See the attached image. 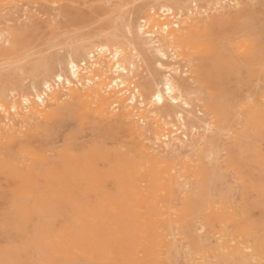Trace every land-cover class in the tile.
I'll return each instance as SVG.
<instances>
[{"label": "rangeland", "instance_id": "374dc122", "mask_svg": "<svg viewBox=\"0 0 264 264\" xmlns=\"http://www.w3.org/2000/svg\"><path fill=\"white\" fill-rule=\"evenodd\" d=\"M152 13L166 17L176 13L184 29L182 47L185 38H190L197 49L184 57L165 51L160 33L150 35V26H145ZM253 32L257 34L254 40L264 45V0H0V158L34 173L32 183H27L12 176L8 167L0 168V264H40V251L49 262L62 263L40 243V233L64 227L72 219L73 205L95 204L101 190L116 196L109 171L120 151L132 152L137 145L124 117L127 104L142 112L147 106L143 99L171 80L179 99L158 106L156 113L174 115L167 120L173 122V136H182L181 144L189 138L179 129L181 123L175 122L179 114L184 130L194 127L195 132L204 133L209 121L208 98L200 76L232 92L231 83L221 78L217 49L225 45L230 56L247 61L236 46ZM103 46L110 51L100 53ZM116 50L121 52L119 68L111 69L107 62ZM72 63L80 68L79 78L72 75ZM58 76H62V84ZM103 81L112 83L110 91L117 101L131 95L127 90L131 87L134 102H112L101 117L85 111L70 94L73 87L84 92ZM46 84L51 89L42 111L35 114L32 104L40 105L37 94ZM250 90L264 108V80L244 90L240 100ZM154 107L149 105L147 110ZM4 110L8 113L3 114ZM236 118L241 122L243 116L237 112ZM231 145V136L225 135L222 148ZM225 154L223 151L221 156ZM219 162L215 188L237 191L235 176L227 174L224 159ZM89 166L99 173L100 183L93 188L84 187L79 180ZM234 194L232 206L239 211L242 202ZM251 215L257 224L264 222V209L252 208ZM232 228L218 225L215 232L208 228L198 232L211 251L209 262L219 258L228 264L221 249ZM255 234L264 238V232ZM181 245L183 256L178 259L170 243H99L74 248L95 254L98 264H191L190 245ZM232 245L239 251L232 263L261 264L253 239H234Z\"/></svg>", "mask_w": 264, "mask_h": 264}, {"label": "bare ground", "instance_id": "6f19581e", "mask_svg": "<svg viewBox=\"0 0 264 264\" xmlns=\"http://www.w3.org/2000/svg\"><path fill=\"white\" fill-rule=\"evenodd\" d=\"M176 16V13L169 17L152 13L145 26H150V35L156 31L160 33L165 51L184 57L197 46L190 38H185L182 47L180 39L184 36V29ZM251 36L243 38L236 46L247 61L230 56L225 45L217 49L221 78L231 83L232 92H227L222 84L211 78L200 76L201 89L208 98L209 121L204 133L195 132L194 127L184 130L186 125L179 114L175 122L181 123L179 129L189 138L181 144L182 136H173L176 132L172 128L173 122L167 120L174 115L156 113L158 106L179 99L174 94L176 87L171 80H167L163 89L157 88L151 97L143 99L142 104L155 105L152 110L148 111L147 106L142 112L129 108L128 104L124 107V117L130 124L132 135L137 138V145L132 152L120 151L109 171V177L115 182L116 196L101 190L95 204L75 203L72 219L64 227L56 231L47 228L40 233V243H45L48 253L62 262L56 264H98L95 254L89 255L74 246L99 243H170L176 259L183 256L180 249L183 247L181 243H185L191 247V264H224L218 257L214 262L208 261L212 257L211 251L198 233L204 228L215 232L218 225L233 227L230 239L221 249L229 260L228 264H234L232 260L239 258L237 247L232 245L234 239H253L260 263L264 264V238L262 234H255L256 231L264 232V222L257 224L251 215L252 208L264 209V108L251 90L244 100L239 96L244 90L256 86L259 80H264V45L254 40L257 37L255 32ZM108 51L109 48L103 46L100 53ZM120 55L118 50L111 51V59L107 62L111 69L119 68ZM79 69L76 64H71L74 78L80 77ZM57 79L63 83L62 76ZM111 87L112 83L103 81L84 92L73 87L70 94L85 111H94L104 117L112 102L125 104L135 100L131 87L127 89L131 95L114 100ZM50 89L46 84L42 93L37 94L41 103L32 104L35 114L42 111ZM237 112L243 116L241 122H237ZM6 113L8 110L3 111ZM225 135L231 136L232 145L224 149L221 140ZM223 151L226 154L222 157ZM220 159H224L227 174L235 176L237 191L231 187L215 188ZM2 166L8 167L12 176L32 183L34 173L30 168L23 172L0 158V168ZM88 170L80 177V184L86 188L98 186L99 173L93 166ZM234 192L242 202L239 211L232 206L236 199ZM250 198L252 201L248 202ZM40 253L37 254L40 264H55ZM239 264L249 263L241 261Z\"/></svg>", "mask_w": 264, "mask_h": 264}]
</instances>
